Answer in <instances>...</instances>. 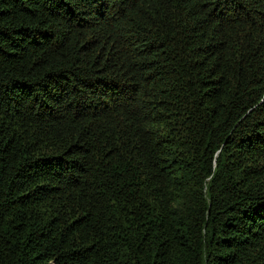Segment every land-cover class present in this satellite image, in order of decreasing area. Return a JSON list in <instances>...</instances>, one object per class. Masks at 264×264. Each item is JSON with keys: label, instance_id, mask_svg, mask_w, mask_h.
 I'll use <instances>...</instances> for the list:
<instances>
[{"label": "trees", "instance_id": "16d2710c", "mask_svg": "<svg viewBox=\"0 0 264 264\" xmlns=\"http://www.w3.org/2000/svg\"><path fill=\"white\" fill-rule=\"evenodd\" d=\"M0 264H264V0H0Z\"/></svg>", "mask_w": 264, "mask_h": 264}]
</instances>
